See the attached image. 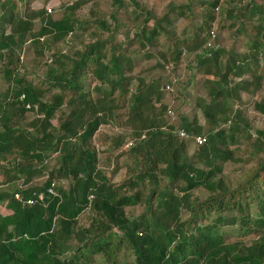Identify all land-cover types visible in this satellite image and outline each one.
<instances>
[{"label":"trees","instance_id":"trees-1","mask_svg":"<svg viewBox=\"0 0 264 264\" xmlns=\"http://www.w3.org/2000/svg\"><path fill=\"white\" fill-rule=\"evenodd\" d=\"M33 1L0 0V72L8 83L0 105V173L4 184L27 185L48 176L39 187L0 190V264H264V130H253L240 111L231 114L225 108L228 101L239 100L242 91L252 95L261 87L264 0L246 5L228 0L227 8L222 5L226 1L188 0L181 6L169 4L158 19L140 9L137 0H131L132 9L123 0H110L114 12L108 16L89 9L93 21H79L75 14L92 0L66 6L59 19L44 8L31 10ZM193 5L198 9L194 15ZM120 9H130L129 28L117 16ZM222 16L230 21L232 36L247 37L246 51L205 49L212 25ZM174 17L200 23L180 38L172 31ZM120 28L122 40L115 37ZM77 30L89 31L92 38L79 48L72 46L69 56L57 45ZM96 31L105 32L106 38L96 37ZM160 38L167 45L159 54V68L171 63L174 69L184 53L199 51L197 72L213 78L204 81L210 102L197 103L211 126L206 136L196 121L184 116L178 126L167 123L169 111L157 103L159 85L148 86L131 76L129 48L136 45L150 58ZM27 45L48 61L42 77L29 78L26 70L19 71L20 53ZM253 108L264 116L263 100ZM27 113L34 115L28 129L13 126ZM121 117L129 129L127 141L134 143L122 154L128 161L124 179L113 183L99 169V150L115 152L127 141L97 134ZM220 123L231 126L215 130ZM177 129L205 137L191 158ZM253 132V150L245 157L230 148L235 135L249 142ZM53 155L57 166L48 169ZM248 161L254 165L243 180L229 185L218 163ZM61 181L68 182L66 188L57 185ZM52 183L57 196L46 199V206L24 207L14 200V193L32 198ZM197 188L208 192L205 200H192ZM140 205L143 214L126 216V208ZM236 225L239 236L251 234L256 240L249 246L227 244L228 236L219 229Z\"/></svg>","mask_w":264,"mask_h":264},{"label":"rangeland","instance_id":"rangeland-1","mask_svg":"<svg viewBox=\"0 0 264 264\" xmlns=\"http://www.w3.org/2000/svg\"><path fill=\"white\" fill-rule=\"evenodd\" d=\"M78 0H50L47 3L44 0H35L30 4L31 10H40L44 8L47 12L51 9L50 13L53 19L61 18L64 8L66 6H71ZM222 2L226 1L222 5L224 8L229 7L228 0H221ZM126 6L132 9L133 4L131 0H123ZM139 4V8L143 11H148L153 14L155 18H160L166 12L167 6L169 4H173L174 6H181L188 3V0H137ZM251 0H241L242 5H246L250 3ZM22 4L20 5V7ZM89 9H94L99 16H108L109 14L114 12L113 7H111L110 0H92L89 1L85 6L76 11V16L79 21L88 20L93 21L95 17H91L89 14ZM197 7L193 5L192 12L193 15L197 13ZM130 9H120L117 11V16L121 22V24L125 25V29L129 28L131 25L129 24L130 20L128 18ZM197 18V17H195ZM142 20V17H141ZM108 23H111L110 20H107ZM172 31L176 34L177 37H183L187 34H190L193 31V27L200 23L199 19H196L194 22H191L187 17H174L172 19ZM230 21L227 20L224 16L217 17L215 23L212 25L211 29V37L208 41V44L205 46V49L209 47L212 49H223L225 51H233V52H244L246 51L245 43L247 41V37H239L235 38L232 36L233 30L229 28ZM36 26H39V22L36 21ZM91 32L95 31V25H91ZM124 28H120L116 33L115 37L119 40H122V34L124 33ZM96 37L106 38L107 34L105 32L96 31ZM92 37L89 35V31L82 33L80 30H77V33L68 38L64 43H59L57 46L59 49L63 50L65 54L71 55V47L79 48L81 42H87ZM167 43L160 38L158 43L156 44V48H152L151 55L152 57L146 58L144 50H139L136 45H133L129 48L130 53L132 54L131 66L133 71L131 76L133 78H139L144 81L146 85L158 84L161 92L160 100L157 101L158 104H162L166 106L167 110L172 113L165 114V119L167 123L174 124L178 126L181 120V117L184 116L189 121H196L197 125L203 129V136H206L211 130V126L209 125L207 119L202 115L200 109L197 106L199 100L204 101L205 103L210 102V98L207 94L206 88L204 86V81L208 79H213L211 76H203L196 70V54H199V51L194 53H184L179 63L176 67H172L171 63L168 64L167 68L162 69L158 67V62L161 60L160 53H162L166 48ZM208 52V50H207ZM48 61L44 58H39L33 52V49L27 45L24 46L19 59L20 73L23 70L31 74V77L34 76L42 77V74L46 70V64ZM263 77L261 80V87L259 90L254 93L248 94L242 91L239 96V100H231L225 105L226 113L231 111V114L234 111H240L242 117L247 120L253 130H264V116L258 114L254 108V102L258 100L264 101V64H263ZM137 79L132 80V88H134L137 84ZM244 80L250 81L249 77H244ZM235 81H240L239 79H235ZM165 83V85H163ZM90 84V82H88ZM8 83L4 81L3 75L0 72V105L3 104L5 92L7 90ZM254 87L250 88V91H253ZM96 97V96H94ZM154 98V97H153ZM155 100V99H154ZM34 118L32 113H27L23 118H17L13 126L28 129L29 122ZM122 118L116 120L115 122H109L107 125H103L97 137H118L123 136L125 141L129 140V129H126L122 125ZM233 121L231 122V124ZM55 124V120L53 121ZM228 124H221L218 127H215V130L219 129H228L231 126ZM235 135V143H231V149L240 150L239 154L241 157H245L248 153H250L252 149L253 140H255V134L253 132L252 139L249 142H245V140H238L239 138ZM188 144V152L187 157L191 158L192 154L195 152V146L192 142L187 141ZM125 145V144H124ZM124 145L117 151L111 152L108 151L106 147L100 148V152L98 155L99 158V169L102 170L107 178L113 183H119L125 177L126 165L128 161L126 156H123V152L125 150ZM48 162V169L52 168L53 165H56V155H53ZM254 165L251 161H248L244 164H235L231 162L226 163H218L219 168L221 169L222 176L226 179L229 185L235 186L238 182L243 180L244 173L246 170L251 168ZM49 172V170L47 171ZM47 174H43V176L33 179L29 184H22L21 181L13 183V184H4L3 177L0 173V190L11 192L14 188L22 189L28 187H39L42 186L47 180ZM162 180V179H161ZM164 182V180H162ZM58 186L67 187V181L56 182ZM192 200L197 199L200 201L205 200L208 197V192H206L203 188H197L196 190L191 192ZM4 206V205H3ZM1 209V213L5 214L4 207ZM143 206H136L132 208H126L125 213L128 218L134 219L143 214L144 212ZM252 211H255V204L252 205ZM181 218L186 220L187 214L185 210H181ZM85 218L81 217V224H85ZM209 221L203 222V224H207ZM239 225L236 226H226L220 227V232L224 233L228 236V239L225 240L227 244H240L241 246H249L254 240H256V236L247 235V236H239L238 229ZM129 259V257H127ZM97 260V258H96Z\"/></svg>","mask_w":264,"mask_h":264},{"label":"built area","instance_id":"built-area-1","mask_svg":"<svg viewBox=\"0 0 264 264\" xmlns=\"http://www.w3.org/2000/svg\"><path fill=\"white\" fill-rule=\"evenodd\" d=\"M51 9L48 10V12H50ZM168 114L172 113L169 111ZM175 134L178 136L179 139L181 140H185V141H190L194 144V146H201L205 143V137L203 136H191L189 134H187L185 131L181 130V129H177L175 130ZM145 138L144 134L141 135L140 140H143ZM134 143V140L132 141H127L124 145V148H129L130 146H132ZM19 190H24L22 189V187L19 188ZM57 193L55 191V183H52L50 185L49 188H47L45 193H39L34 195V197L32 198H23V196L20 193H14L13 197L14 200L18 203L21 204V206H27V207H31L34 206L36 204L42 203L43 206H46L45 200L51 197H56Z\"/></svg>","mask_w":264,"mask_h":264}]
</instances>
